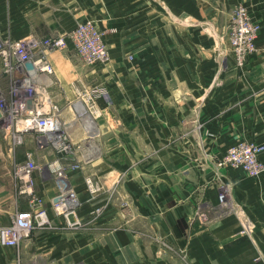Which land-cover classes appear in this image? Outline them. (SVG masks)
I'll list each match as a JSON object with an SVG mask.
<instances>
[{"label": "crops", "instance_id": "1", "mask_svg": "<svg viewBox=\"0 0 264 264\" xmlns=\"http://www.w3.org/2000/svg\"><path fill=\"white\" fill-rule=\"evenodd\" d=\"M239 4L261 26L259 53L241 67L228 33ZM81 20L101 31L109 56L86 65L71 43L50 51V94L67 106L74 86L106 87L89 119L93 144L74 134L75 157L90 159L60 180L48 168L57 155L36 141L32 150L46 204L63 181L83 225L56 217L17 247L0 244V264H264V173L216 163L241 140L263 146L264 162V0H0L1 40H45ZM22 156L0 130V226L30 208L13 174Z\"/></svg>", "mask_w": 264, "mask_h": 264}, {"label": "built area", "instance_id": "2", "mask_svg": "<svg viewBox=\"0 0 264 264\" xmlns=\"http://www.w3.org/2000/svg\"><path fill=\"white\" fill-rule=\"evenodd\" d=\"M260 27L246 6L239 4L233 8L228 33L230 54L236 66L241 67L258 55ZM69 43L73 45L79 60L86 65H96L109 56L108 43L89 20L78 21L71 31L45 40L34 37L0 40V73L9 77L8 91L0 87V130L14 146L22 144L30 134L41 147L43 144L49 146L57 158L48 163V168L60 180L65 178L67 171L81 169L91 155L86 151L82 159L77 160L76 142L72 134L77 129L83 133L85 131L83 127L75 128L73 132L66 128L74 120L84 118L79 115L77 103L82 102L88 115L96 119L99 114L98 101L107 92L103 85L74 86L76 97L68 104L72 119H63V107L50 94L54 67L49 52L63 50ZM29 61L32 67L28 66ZM47 77L51 82L46 80ZM262 150L263 146L256 142L241 140L228 147L216 163L219 167L240 168L251 176L260 175L264 173V162L259 157ZM40 170L33 150L26 154L25 161L15 164L18 193L26 199L30 208L17 212L8 224L0 226L1 245L17 247L21 240L31 236L34 229L53 228L56 217L71 229L83 225V219L77 212V194L63 181H60V190L51 198L50 206L46 204L37 190L36 173ZM87 183L91 188L92 179H87ZM224 198L225 194L221 193L220 199Z\"/></svg>", "mask_w": 264, "mask_h": 264}, {"label": "rangeland", "instance_id": "3", "mask_svg": "<svg viewBox=\"0 0 264 264\" xmlns=\"http://www.w3.org/2000/svg\"><path fill=\"white\" fill-rule=\"evenodd\" d=\"M1 40V39H0ZM4 76H6V75H4ZM7 77V79L9 78L8 76H6ZM52 96V98L53 99H55V96H54V94H52L51 95ZM71 97L72 98H75V95L73 96V94H71ZM65 96H64V98H61V101H62V103L64 104V102H65ZM63 104H60V106L61 107H63L64 106V108H63V110H64V118L63 119H65V121H70L71 119H72V112L70 113V112H67V108H68V105L66 106V105H63ZM66 106V107H65ZM79 106H81L80 104L78 105V107ZM77 120H79V119H77ZM66 127H67V125H66ZM75 133H77V138L78 139H81L82 138V136H83V134H82V131L81 130H77V131H75V132H73V134H72V138L74 139L76 136H74V134ZM77 139V141H79ZM93 140V139H92ZM35 141V139H33V137H32V135H27V137L25 138V140H24V142L22 143V144H19V145H12V141H9L10 142V146H11V150H13L15 153H17V155H18V157H20L21 155H23L24 156V154H25V157H26V154L30 151V150H32V146H33V142ZM14 146V147H13ZM78 147H79V144H76V146H75V149H78ZM44 148H50L49 146H46V145H44L43 144V147H42V149H44ZM51 149V148H50ZM49 149V150H50ZM45 152H46V150H45ZM53 151L51 150V153H52ZM41 155H43V152L41 153ZM52 155H54V153L52 154ZM22 156V157H23ZM79 156H81V154H79ZM34 158L36 159V162L39 164V166H40V168H41V170L40 171H42L43 169H45V167H44V165L43 164H41L38 160H37V156L34 154ZM25 160H26V158H25ZM42 162V161H41ZM15 163H17V162H15ZM14 166H15V164H14ZM14 166H13V174H14ZM14 178H15V175H14ZM17 183V182H16Z\"/></svg>", "mask_w": 264, "mask_h": 264}, {"label": "bare ground", "instance_id": "4", "mask_svg": "<svg viewBox=\"0 0 264 264\" xmlns=\"http://www.w3.org/2000/svg\"><path fill=\"white\" fill-rule=\"evenodd\" d=\"M46 80L48 82H51L50 78H48V77L46 78ZM79 104L81 106L78 107ZM77 108H78L79 112H81L82 116H84V118H82V119L78 118L79 120H77L75 123H72L69 126L67 125L66 128H68V130L70 132H72V130H74L75 128L83 127V129L85 131L84 134L90 135L91 144H93L94 141L92 142V139L94 137V134H96V132H94V128L92 127V126L95 125L94 122H92V121L95 119V116L93 117L92 115L91 116L88 115L87 110H86V107H85V105L82 102H78L77 103ZM89 119H91L92 121L89 120ZM84 126H86L88 128V130H87L88 132L86 131V129L84 128ZM93 154H94V152H93Z\"/></svg>", "mask_w": 264, "mask_h": 264}, {"label": "water", "instance_id": "5", "mask_svg": "<svg viewBox=\"0 0 264 264\" xmlns=\"http://www.w3.org/2000/svg\"><path fill=\"white\" fill-rule=\"evenodd\" d=\"M27 64L29 67H32V62L29 61V62H27ZM0 115H1V113H0ZM79 115H82L81 112H79Z\"/></svg>", "mask_w": 264, "mask_h": 264}]
</instances>
